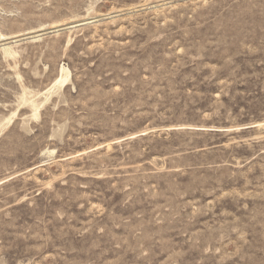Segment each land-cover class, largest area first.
Returning <instances> with one entry per match:
<instances>
[{
	"label": "rangeland",
	"instance_id": "1",
	"mask_svg": "<svg viewBox=\"0 0 264 264\" xmlns=\"http://www.w3.org/2000/svg\"><path fill=\"white\" fill-rule=\"evenodd\" d=\"M4 37L0 264H264V0H0Z\"/></svg>",
	"mask_w": 264,
	"mask_h": 264
},
{
	"label": "bare ground",
	"instance_id": "2",
	"mask_svg": "<svg viewBox=\"0 0 264 264\" xmlns=\"http://www.w3.org/2000/svg\"><path fill=\"white\" fill-rule=\"evenodd\" d=\"M58 26V25H57ZM61 26V25H60ZM10 38H13V36L12 37H10ZM10 38H6V37H4V38H1V40L0 41H4V42H6V41H8ZM13 42H15V41H13ZM9 43H4V44H1L0 45V51H1V53L2 54H4L5 56H8L9 58L11 57V56H13V55H15L14 53V51L12 50V47H10L9 45H8ZM59 77L58 78H55L54 79V83H53V86H52V88L51 89H49V90H47L46 92V94H48L49 93V91H51L52 89H54V87H62V86H65V85H67L68 84V80H69V76H70V72H69V70L66 68V67H63V66H61V68H60V70H59V75H58ZM43 94V93H42ZM42 94H40V95H42ZM45 94V96H47ZM39 95V96H40ZM44 95V94H43ZM42 95V96H43ZM48 99V98H47ZM43 104V103H42ZM41 104V105H42ZM30 107H31V109L34 111V114H33V116L34 117H36V116H38L37 114H38V108H39V106L37 105V104H35L33 101L30 103Z\"/></svg>",
	"mask_w": 264,
	"mask_h": 264
}]
</instances>
